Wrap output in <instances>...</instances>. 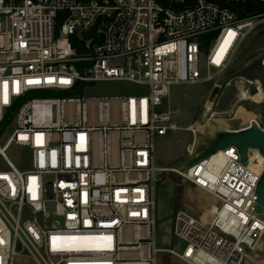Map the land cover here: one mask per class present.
Segmentation results:
<instances>
[{
    "label": "built area",
    "instance_id": "obj_1",
    "mask_svg": "<svg viewBox=\"0 0 264 264\" xmlns=\"http://www.w3.org/2000/svg\"><path fill=\"white\" fill-rule=\"evenodd\" d=\"M248 3L264 0H0V135L14 128L0 144V264H166L163 252L183 264H245L264 236L255 149L246 162L226 150L220 169L212 156L166 168L156 142L181 129L162 109L174 85H212L206 122L256 103L263 91L255 82L224 78L264 17L241 16ZM107 81L148 93L85 97ZM233 86L236 104L222 110L215 90ZM202 125L182 130L196 138ZM12 146L30 152V169L9 159ZM167 173L219 202L210 220L175 214L180 249L157 246V190Z\"/></svg>",
    "mask_w": 264,
    "mask_h": 264
},
{
    "label": "rangeland",
    "instance_id": "obj_2",
    "mask_svg": "<svg viewBox=\"0 0 264 264\" xmlns=\"http://www.w3.org/2000/svg\"><path fill=\"white\" fill-rule=\"evenodd\" d=\"M258 20L257 28L247 36L232 69L224 78L228 79L229 77L241 75L245 79L255 82L264 93V66L262 64L264 60V17ZM213 43L214 41L210 48ZM207 54L208 51L204 53L202 60L206 59ZM147 93V88L141 85L126 81H107L91 84L85 92V97H129L146 95ZM212 93V85L207 83L179 84L171 87L170 97L164 99L162 109H170L174 112L173 122L181 129L175 133H170L166 138H159L156 142V159L163 167L188 168L191 161L213 143L218 131L239 130L249 126L253 121L264 123V101L260 104L242 103L235 113H229L214 123L206 122L202 118L205 104ZM215 94H222L223 96L222 110L233 109L236 104L235 86L223 91L217 89ZM45 96H48V94H43L41 97ZM60 96L75 95L61 94ZM78 96L82 97V94ZM193 123L203 124V129L196 138L182 130V128H186ZM13 130L14 128L4 132L2 136L0 135L1 145L6 144ZM194 141L196 146L194 149H190ZM250 154L261 159V156L256 152L251 151ZM7 155L21 169H30L31 154L28 150L12 146L8 149ZM157 201V246L167 250L180 249L183 246L182 242L173 235V220L179 210H186L196 217L210 219L212 216L210 208H217V205H219V202L216 201L217 205L212 206V201H210L207 194L171 173H167L162 177L157 190ZM158 260L160 263L166 264H183L167 252L160 253ZM17 264L33 263L27 259H20ZM245 264H264V236L262 242L257 245V250L249 254Z\"/></svg>",
    "mask_w": 264,
    "mask_h": 264
},
{
    "label": "water",
    "instance_id": "obj_3",
    "mask_svg": "<svg viewBox=\"0 0 264 264\" xmlns=\"http://www.w3.org/2000/svg\"><path fill=\"white\" fill-rule=\"evenodd\" d=\"M233 147L238 150L242 162L247 161L249 149L259 150L264 155V129H261L254 121L249 126L239 130L218 131L213 143L196 156L189 166L210 158L219 151H226ZM255 212L260 215L264 214V173L257 187Z\"/></svg>",
    "mask_w": 264,
    "mask_h": 264
},
{
    "label": "bare ground",
    "instance_id": "obj_4",
    "mask_svg": "<svg viewBox=\"0 0 264 264\" xmlns=\"http://www.w3.org/2000/svg\"><path fill=\"white\" fill-rule=\"evenodd\" d=\"M256 103L260 104L264 101V93L263 92H260L259 94L255 95L254 98H253ZM221 122V121H219ZM254 122V121H253ZM252 123V122H251ZM201 129H203V127H201ZM253 152H256L258 153V151L256 150H252ZM192 152V150H191ZM259 154V153H258ZM260 155V154H259ZM261 156V155H260ZM253 159V163L251 164V168L253 170H256V172L260 173L262 172L263 170V167H264V157L261 156V159L260 158H257L255 156H251ZM212 164L217 168V169H220L221 167L224 166L225 164V161H226V158H225V151H219L218 153L214 154L212 157ZM206 194V193H205ZM208 195V194H207ZM209 198H210V201H212V206L213 205H217L216 204V199L213 198L212 196L208 195ZM211 209V212H212V216L211 218L214 216V211L217 209V208H210ZM194 215V214H193ZM210 218V219H211ZM210 219H205V220H210ZM262 242V238L259 240V243ZM258 243V244H259Z\"/></svg>",
    "mask_w": 264,
    "mask_h": 264
},
{
    "label": "trees",
    "instance_id": "obj_5",
    "mask_svg": "<svg viewBox=\"0 0 264 264\" xmlns=\"http://www.w3.org/2000/svg\"><path fill=\"white\" fill-rule=\"evenodd\" d=\"M241 10H242L241 16L243 17L262 15L264 14V3H248L246 5H243ZM210 36L212 35H209L208 37ZM80 46H82V44Z\"/></svg>",
    "mask_w": 264,
    "mask_h": 264
}]
</instances>
